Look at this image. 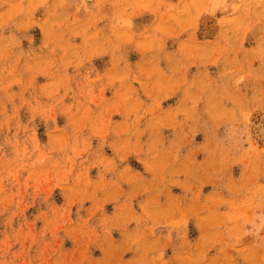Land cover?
<instances>
[{
  "label": "rangeland",
  "instance_id": "obj_1",
  "mask_svg": "<svg viewBox=\"0 0 264 264\" xmlns=\"http://www.w3.org/2000/svg\"><path fill=\"white\" fill-rule=\"evenodd\" d=\"M0 264H264V0H0Z\"/></svg>",
  "mask_w": 264,
  "mask_h": 264
}]
</instances>
